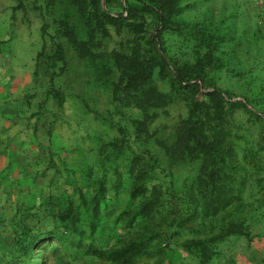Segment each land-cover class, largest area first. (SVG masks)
<instances>
[{
  "label": "rangeland",
  "instance_id": "obj_1",
  "mask_svg": "<svg viewBox=\"0 0 264 264\" xmlns=\"http://www.w3.org/2000/svg\"><path fill=\"white\" fill-rule=\"evenodd\" d=\"M180 5L224 39L204 80H174L192 43L152 13L129 18L126 0H0V264H117L97 252L140 239L132 264H264V0ZM140 61L146 91L127 87ZM194 132L218 140L216 158ZM237 228L205 263L189 247Z\"/></svg>",
  "mask_w": 264,
  "mask_h": 264
},
{
  "label": "trees",
  "instance_id": "obj_2",
  "mask_svg": "<svg viewBox=\"0 0 264 264\" xmlns=\"http://www.w3.org/2000/svg\"><path fill=\"white\" fill-rule=\"evenodd\" d=\"M107 2L110 0H106ZM128 4V11L131 17H136L139 13H152L157 19V24H160L164 28L172 29L177 34L188 38L192 43V56L185 61L177 62L175 65L176 73L179 77H174V80L181 83L183 80L190 81L191 79L204 80L205 69L211 65L214 61L215 54L214 48L218 42H223V37L217 35L211 28V26L204 25L201 23H190L178 19L181 12L180 0H126ZM121 4V3H120ZM110 9V8H109ZM102 17L112 23H118L119 25H125L129 27L132 22L127 21V17L122 15H115L111 10H102ZM71 32L73 30L71 29ZM152 42L156 43L154 35L151 36ZM74 42L79 45V49L83 47L81 41L74 38ZM61 52V50L59 49ZM159 57L158 61L160 62ZM152 65L150 62L140 61L139 66L130 75L127 80V87L134 86L141 91L145 90V84L147 79L152 76ZM189 86L193 89H198V83H189ZM211 97L213 114L216 119L222 118L223 112L225 111L224 104L226 103L225 97L220 93L218 89L208 92ZM238 102L229 101L228 107L233 108ZM202 130L199 129V132ZM223 132V130L221 131ZM192 139L195 144L205 151L211 158H216L218 140L212 138H203L198 136L196 132L193 133ZM223 136V134H222ZM143 169H140L137 180L141 179V173ZM146 191L145 186L142 184H135L133 187V196L144 194ZM157 196L152 193L142 203L141 210L144 213H151L157 206ZM234 232H244L242 229H235L232 231H226V233H218L215 236H208L204 238H195L189 240V247L194 248L197 253L201 256L203 263L210 260L214 253L213 246L218 240L219 236L230 234ZM56 236V235H54ZM35 235H32L29 239L32 240ZM56 239L58 237L56 236ZM148 240H131L123 248H117L112 251H98L97 253L101 256H105L117 264H132L136 258L143 254L148 247ZM38 262L36 256H34L32 263Z\"/></svg>",
  "mask_w": 264,
  "mask_h": 264
}]
</instances>
